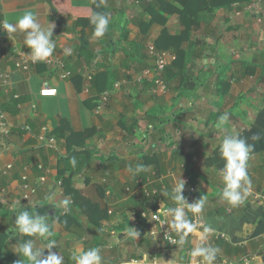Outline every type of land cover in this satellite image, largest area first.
<instances>
[{
  "label": "crops",
  "instance_id": "1",
  "mask_svg": "<svg viewBox=\"0 0 264 264\" xmlns=\"http://www.w3.org/2000/svg\"><path fill=\"white\" fill-rule=\"evenodd\" d=\"M62 1L57 4L62 16L72 15L70 8L90 7V0ZM191 1L103 0L111 18L109 31L99 40L86 31L97 68L84 71L76 55L80 33L72 29L74 19L57 20L43 0H0L1 24H15L32 13L45 28L49 23L63 28H53V55L27 71L11 61L16 48L30 51L23 46L22 33L1 30L12 50L0 51V71L9 74L8 92L0 93L12 98L2 96L0 102V122L8 131L0 134V264H28L17 254L18 245L29 239L36 243V237L15 231L10 205L16 201L21 211H37L49 221L50 240L63 246L59 255L64 264H74L75 246L77 255L99 248L101 264H150L157 256L158 264H205L191 253L198 246L213 247L217 237L246 248L242 255L227 257L232 264H264V0L211 13L201 9L197 17L188 18L186 34L184 3ZM148 44L175 56L168 79L166 71L163 75L168 90L158 96L151 95V84L135 81L136 73L152 63ZM69 48L71 54H66ZM52 58L64 61L69 79L47 63ZM96 71L104 75L99 95L85 92V77ZM104 95L107 100L100 105ZM224 113L230 119L220 130L216 123ZM61 120L66 135L80 136L72 144L53 134ZM42 128L53 143L38 142ZM234 133L252 145L247 161L251 185L238 205L221 196L225 162L220 144ZM80 146L88 156L76 157L73 167L68 155ZM37 164L44 166V173ZM136 164L147 170L130 174L128 167ZM24 168L30 184L45 176L37 196L29 200L22 197ZM179 177L186 203L204 199L200 213L172 199ZM65 198L70 201L68 211L61 207ZM181 207L194 225L186 243L170 249L148 236L151 213L166 210L171 226L174 217L168 209ZM129 227L140 233L133 241L127 236ZM205 228L211 231L205 233ZM218 253L223 254L221 249Z\"/></svg>",
  "mask_w": 264,
  "mask_h": 264
},
{
  "label": "clouds",
  "instance_id": "2",
  "mask_svg": "<svg viewBox=\"0 0 264 264\" xmlns=\"http://www.w3.org/2000/svg\"><path fill=\"white\" fill-rule=\"evenodd\" d=\"M101 2H103V0H101ZM99 6L100 5L97 4V7ZM89 23L93 26V38L99 40L109 31L111 18L107 13L94 11L89 17ZM53 28L54 25L51 23H49V27L45 28L32 13H25L15 24L4 22L0 25V30H5L7 33H15L18 30L22 33L23 46L30 50L26 55L30 56L33 62L45 61L53 55L56 47L55 40L53 39ZM65 52L66 54H70L71 49H65ZM229 119L230 117L227 113L220 115L216 123V128L224 130ZM251 151L252 145L241 138L239 133L225 135L221 141L220 154L225 162L223 169H221L224 181V188L221 192V196L232 205L242 203L250 188L251 182L247 172V161ZM76 163V158L71 157L70 164L75 167ZM146 170L147 166L142 164L128 167V172L134 176ZM245 185L247 187H245ZM183 188L184 181L179 177L178 182L172 190V199L180 204H187L194 213H200L205 204L204 199L200 197L191 204L186 203L185 197L182 195ZM38 204L39 203L33 204L32 208L36 209ZM21 207L20 201H16L10 205L15 216V231L29 237L50 240L52 232L49 227V221L45 216L40 215L37 211L29 212L26 208L21 211ZM61 207H63L65 211H68L70 208V201L65 198L61 202ZM168 213L174 217L171 227L182 234L181 243H183L185 236L193 230L194 225L185 219V213L182 207L169 208ZM204 231L207 233L210 232L211 229L205 228ZM139 235L140 233L136 229L129 227L127 236L131 238L132 241L139 237ZM206 238L205 236L204 239ZM55 247V241L50 240L47 247L42 248L36 247L35 241L29 239L18 245L19 252L17 254L19 256L22 254L28 261V264H64V258L61 255L57 252L53 253L50 251ZM44 249L49 250L46 256L43 255ZM218 251V248L203 245L194 248L191 255L193 257H202L205 264H213ZM101 260L102 257L99 248H91L87 251H82L79 255L73 256L74 264H101Z\"/></svg>",
  "mask_w": 264,
  "mask_h": 264
},
{
  "label": "built area",
  "instance_id": "3",
  "mask_svg": "<svg viewBox=\"0 0 264 264\" xmlns=\"http://www.w3.org/2000/svg\"><path fill=\"white\" fill-rule=\"evenodd\" d=\"M148 58L152 61L151 65L146 69L142 70L135 76V81L139 84L149 83L151 84L150 93L153 96H158L165 94L168 90L167 84L164 80V72L165 69L172 64L175 59V56L169 52H161L155 49L153 44H148L146 47ZM27 51L25 48H16L13 50L11 59L14 67L16 69L27 71L30 66L34 64V62L29 61L27 58ZM47 63L49 65L54 66L61 72V78L69 79L71 77V71L65 69L64 61L60 58H52L48 60ZM87 86L85 87V92L89 91V83L92 80V76L87 75L86 77ZM9 85V74L4 71H0V91H4V93L8 92ZM107 100V96L104 95L101 97V104L105 103ZM0 119L2 116L0 115ZM42 133L38 136V142L40 144L53 143L54 138L48 136L49 133L46 128H42ZM0 134L7 135L8 131L5 130L4 125L0 122ZM37 170L41 173L45 172V168L42 164L36 165ZM8 169L11 167L8 166ZM25 173L21 176L22 181V197L25 200H29L31 197L37 196L40 187L44 183V175L39 176L37 181L33 184L28 182V176L26 175L27 168H24ZM149 196V195H148ZM181 233L176 229H173L169 221L167 219V211L159 210L149 215V228H148V236L154 240H161L163 244L168 247H175L181 243ZM187 237L185 236L184 242L186 243ZM130 264H145L139 263L135 260L130 261ZM150 264H158L155 257L151 259ZM179 264H201L197 261L190 263H179ZM232 264V263H228Z\"/></svg>",
  "mask_w": 264,
  "mask_h": 264
},
{
  "label": "trees",
  "instance_id": "4",
  "mask_svg": "<svg viewBox=\"0 0 264 264\" xmlns=\"http://www.w3.org/2000/svg\"><path fill=\"white\" fill-rule=\"evenodd\" d=\"M45 1L50 8L54 11L53 16L59 20L61 19L60 17H70L72 19H74L73 24H72V29L74 31H76L78 29V32L80 33V36L78 37V41H79V46L76 49V55L78 58V62L79 65L82 67L81 69H83L84 71H88L90 69H95L94 65H92V63H94V54L92 53V51H90V48L87 47V36H86V31L89 32L90 35H92V31H93V26L89 23V17L91 16V14L95 11V12H103V13H107L106 8L102 5L100 0H90V7L83 9V8H70L69 12L72 13V15L70 14V16H62V12H61V8L59 9V5H57L58 3L63 2L62 0H43ZM154 3L156 2V0H151ZM249 0H192L189 3H184L185 8L187 7V11L188 12H184V15L182 17V23L185 27L184 33H188L191 24L190 20H188L189 17H191L193 14L194 17H197L198 12L201 11V9H205L208 12H214L218 9H222L224 7H229V6H234V5H238L241 3H246ZM206 3L204 6H201L200 3ZM97 4H99L100 6L97 7ZM151 6V3L148 4V6L145 7V10L147 11V9H149V7ZM0 25H2L0 23ZM78 33V34H79ZM108 34V32L106 33V35ZM105 35V36H106ZM157 50V48H155ZM11 48H9L8 46H6V40L4 38V34L2 33V31L0 30V51L3 53H10L11 52ZM159 51V50H157ZM12 61V59H11ZM82 61L85 63L82 65ZM97 68V67H96ZM173 68V66H170L168 68L165 69L166 71V79H168V76L171 72V69ZM141 72V71H140ZM138 72V73H140ZM136 73V74H138ZM81 74H79L80 76ZM103 78L104 75L102 74H98L97 71L94 73V75L92 76V80L89 83V91L94 92L95 94L99 95L101 93V86L100 83L103 82ZM9 97L12 98V96L9 95H2L0 93V102L2 100L3 97ZM66 123H64L63 120H61L59 122V125L55 128L53 134L56 138L60 139V138H65L66 141L68 140L71 144L73 139L80 137L79 135H75V133L73 132H69L67 133V135L65 134V132L67 131V128L65 127ZM75 144V143H73ZM67 147H69V144L67 145ZM88 151L84 150L82 146H80V150H71L68 158L71 157H79V156H88ZM93 208H96L95 206L91 205ZM215 248L221 249L222 253H218L216 255V259L214 261V263L216 264H222V263H234L233 261H231V259L227 258V257H231L232 255L235 256H239L242 255V253H244V251L246 250V248L244 247H240V246H231L228 243H226L222 238L217 237L214 240V246ZM175 247H171V249H174ZM239 263V262H238Z\"/></svg>",
  "mask_w": 264,
  "mask_h": 264
},
{
  "label": "rangeland",
  "instance_id": "5",
  "mask_svg": "<svg viewBox=\"0 0 264 264\" xmlns=\"http://www.w3.org/2000/svg\"><path fill=\"white\" fill-rule=\"evenodd\" d=\"M107 1H109V0H105V3L107 2ZM102 3V2H101ZM103 4V3H102ZM54 25V30H57V31H61L63 28L61 27V26H59L58 24H53ZM64 31V30H63ZM89 39H87V41H88ZM90 41V43L92 44V39H90L89 40ZM73 50V49H72ZM71 54V53H70ZM9 234H12V233H9ZM5 235V234H4ZM9 235H6V237H8ZM68 237V236H67ZM3 242H5V240H3ZM50 241H46V240H39L38 238H36V243H35V245H36V247H41V245H44V248H46L47 247V244L49 243ZM55 244H56V242H55ZM76 247V246H75ZM75 247H74V249L73 250H71V252L74 254V255H77L76 254V252H75ZM179 247L180 246H176V248L177 249H179ZM167 248V247H166ZM61 249H63V246L60 244V243H57L56 244V247L55 248H52L50 251L51 252H53V253H58V254H62V251L63 250H61ZM167 249H169V248H167ZM171 249V248H170ZM170 251V250H169ZM48 252H49V250L48 249H44L43 250V255L44 256H46V255H48ZM109 253H111V254H114V251H110ZM157 259H158V256L156 257ZM179 263V262H178ZM222 264H226V263H222Z\"/></svg>",
  "mask_w": 264,
  "mask_h": 264
}]
</instances>
